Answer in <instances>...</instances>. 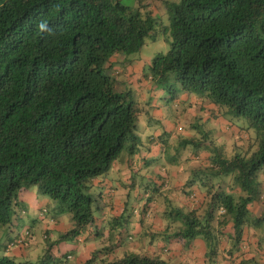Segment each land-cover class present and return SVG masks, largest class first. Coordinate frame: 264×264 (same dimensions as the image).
<instances>
[{
  "label": "trees",
  "instance_id": "16d2710c",
  "mask_svg": "<svg viewBox=\"0 0 264 264\" xmlns=\"http://www.w3.org/2000/svg\"><path fill=\"white\" fill-rule=\"evenodd\" d=\"M159 1L170 17L172 39L169 50L153 58L150 79L173 88L172 77L178 87L170 100L195 94L202 100L195 105L201 103L216 118L225 108V115L245 118L256 135L246 150L234 146L229 159L200 141L198 150L207 154L197 156L204 166L191 171L195 177L183 183L181 192L177 186L169 189L165 172L157 173L155 187L144 188L147 202L139 223L159 218V227L152 228L163 232L165 241L187 246L201 241L204 258L214 264H251L246 252L261 245L248 239L264 228L263 217H250L251 208L264 202V0ZM139 3L133 8L122 0H0V227L8 226L6 236L23 228L29 205L19 196L34 186L57 201L56 214L70 213L72 228L61 239L78 238L95 220L90 190L108 185L99 179L119 164L147 166L136 132L140 108L118 93L116 79L105 70L114 55L138 51L155 30L157 19L152 12L143 16ZM147 142L150 151L155 139ZM134 178L107 193L103 188L98 199L111 204L103 202L96 210L113 211L119 190L125 188L129 196L136 189ZM162 190L168 194L161 197ZM172 203L178 206L167 210ZM128 206L113 218L116 223L133 213L140 216L135 209L129 213ZM56 214L52 221L58 220ZM167 215L177 219L162 225ZM161 226L164 231L157 230ZM22 231L28 233V246L30 230ZM21 232L7 249L18 246ZM43 232L46 250L36 264H71L68 253L56 258L50 235ZM96 232L88 231L90 236ZM149 235L151 240L157 236ZM101 250L81 264H169L163 257L167 251L98 263ZM262 250L257 252L264 258ZM0 264L32 263L3 254Z\"/></svg>",
  "mask_w": 264,
  "mask_h": 264
},
{
  "label": "rangeland",
  "instance_id": "374dc122",
  "mask_svg": "<svg viewBox=\"0 0 264 264\" xmlns=\"http://www.w3.org/2000/svg\"><path fill=\"white\" fill-rule=\"evenodd\" d=\"M139 1L140 0H122L124 4L133 8L140 5ZM142 1L143 3L141 4L144 6L141 8L142 15L144 16L145 14L152 12L153 18L157 19L155 30L152 32L151 37L146 39L143 47L138 51L129 54L120 53L114 55L109 62L112 64L109 65L108 63L105 66V70L112 73L116 79V90L118 93H126L128 96L127 99L134 101L140 108V114L137 120L138 128L136 132L141 137L144 145L141 153L147 154L149 147L147 142L148 139L151 137L155 139V146L150 150V155L146 157L147 166H143V164H139L140 166L137 165L136 168L139 169L140 172L133 174V176H135V178H133L136 179V189H134L132 194L133 196L135 194L136 199L133 198L130 202L124 199V201L129 204L127 211L130 213L135 209L140 215L139 218L142 217V206L147 202V198L144 196L146 194L144 188L149 183L152 189L155 187L153 180L157 173L162 176L165 173L168 175V183L170 184V188H168L172 189L176 187V183L178 182L175 174L181 175L179 181L183 184L186 183V180L188 181L195 177L191 172L193 169H199V167L203 168L204 164L198 159L197 155H199V152L200 155L205 154L206 152L204 149L198 150L200 141H202L201 144L216 147L217 151H222L223 155L229 159L232 156L231 154L233 153L234 146H242L245 148L243 149L244 151L246 150V146L254 143L256 135L254 130L247 129L248 121L245 118H235L230 115H225V108L221 109L222 113L216 118L209 109L206 108L207 110H204L201 103L195 105V101H202L195 94L180 93L177 101L174 102L170 100L171 97H174L173 91H175V89L173 88L178 87L172 77H170L168 84H173V88H167L166 85H156V83L150 79V66L153 58L159 54H165L169 50L171 44V32L170 30L167 31L170 27V17L164 8V3L162 5L161 1ZM165 1L168 3H178L180 0ZM151 2L152 4L150 8L148 7L149 5L146 6L147 3L150 4ZM204 104L212 107L208 101H204ZM192 125L195 126L194 130H192V128L191 130L189 129ZM240 129H243L244 131H240ZM205 132L210 133L209 138L207 139L203 138ZM241 138L244 143L241 141ZM185 140H192L193 143L186 145L184 144ZM194 143L197 147L193 145ZM156 146H158L157 148L159 149L153 150ZM123 155H126L125 150H123L121 158ZM122 167L126 169L125 165ZM160 168H162V172H158ZM124 178L125 177L121 176L120 171L117 172L116 169L113 168L105 178L99 179V181L106 180L108 185L104 187L94 186L89 192L94 198L93 209L95 220L86 230L79 234L78 238L74 237L69 240H66V238L61 239V236L72 228L70 213L64 212L56 214V206L58 205L57 201L51 199L49 196L39 194L37 187H31L28 192L34 194L31 198L34 207L31 205L28 206L27 214L23 215L21 218L23 221V228L18 229V231L21 232L23 229L25 230L26 228H29L31 233L27 249L28 261L32 264H36L38 259L43 257L47 244L44 241L43 229L49 227L47 225V220L49 219V216L53 214H56L57 219L60 220L62 228L60 227L52 232L50 231L51 234L48 243H53L51 252L56 258H62L66 253H69L72 256V259L69 260L71 264H79V257H84L83 259H85L87 254L89 255L87 260L91 257L88 252L82 256L81 253H84L85 251L83 249L84 244L77 243V239L86 237L88 231H97L96 234H93L90 237L92 240L86 243V245L93 247V249H102L99 252V257H97L98 263L103 260H119L124 258L125 255L131 253L145 255L148 251H153L158 248L162 240H164L162 238L164 233L154 230L156 227H159L157 224H155L154 229L152 228L155 221H152L150 218L145 219L144 227L137 231V228L133 226V221L136 220L137 214L133 213L129 220L124 218V221L120 219L116 223L112 216L114 215L112 212L116 210L115 208L109 213L105 209V212H107L106 216L102 214L103 211L101 209L96 210L97 206H102L103 202H105V200L98 199L97 195L100 194V191L104 188L107 193L110 187H116L124 180ZM130 183H132V181L128 182V184ZM178 191L181 192L179 189ZM28 192L24 194H27ZM161 193V197L168 194L166 190H162ZM151 194H153V192ZM137 195H139V197ZM20 196L18 201L24 203L22 201L23 198H20ZM156 198L159 200L161 199L159 196ZM194 198H199L198 193ZM43 199L46 200L45 203L43 202ZM105 203L110 205L111 201L107 199ZM113 203L116 202L114 201ZM176 206H178L176 203H172L171 206H167V210L175 209ZM251 211V219L257 217L264 218V202H262L260 208L256 206L251 208ZM170 219H175V217L167 215L166 219L164 218L161 220L162 225L175 222H172ZM51 223H53V221H51ZM7 227L8 226L0 227V244L7 243ZM162 229L163 231L165 230L163 226H161V230ZM258 232L261 246H264V228L261 227ZM149 233H156L157 236L151 240L152 238ZM248 240H250L253 246L254 243H257L254 240V236ZM163 242L164 245L168 247L167 250L171 251V256L173 257L172 258L169 254L167 256L165 254L163 255L169 264H201L205 259L203 256L200 257V259L198 257L199 260H193V254L198 251L196 250V245H182L183 241L169 243L164 240ZM261 246L260 248H263ZM252 249V252L255 253L256 248ZM178 251L182 253V257L180 258L174 257V253ZM250 253L251 251L246 252V256ZM3 254H6V252L0 249V255ZM256 255L257 260L254 264H260L261 256L258 252ZM205 261H207V264H214L210 262L209 259H205Z\"/></svg>",
  "mask_w": 264,
  "mask_h": 264
},
{
  "label": "crops",
  "instance_id": "0c3cea01",
  "mask_svg": "<svg viewBox=\"0 0 264 264\" xmlns=\"http://www.w3.org/2000/svg\"><path fill=\"white\" fill-rule=\"evenodd\" d=\"M159 148H154L153 150H158ZM149 152L150 151H148L147 152V154H145V153H142L141 154V156H145V157H147L148 155H150L149 154ZM133 164V163H132ZM139 164H143L144 165V162H141V163H139ZM123 165H125L126 166V169L124 168V167H122ZM138 164L136 163V164H134V165H132L131 166V168H130V166H128L126 163H123V164H119V165H117V166H115V169H116V171L117 172H119L120 171V173H121V176L122 177H125L124 178V180L121 182V183H128V182H131L132 181V178H133V174H137L138 172H140L139 171V169H137L136 168V166H137ZM138 166H140V165H138ZM182 174V173H181ZM176 175V177H177V180H178V182L176 183V186H177V190L179 189V190H181V187L182 186H184L183 184H182V182L181 181H179L180 179H181V175L179 174H175ZM120 185V184H119ZM179 185H181V186H179ZM119 192V193H118ZM116 194L117 195H115V199H116V203H114V208L116 209L115 211H113L112 212V214L114 213V215H112L113 217H120V215L123 213V211H124V206L126 205V204H128L127 202H125L124 201V199H126L128 202H130V200H133V198H134V196H133V194H131V195H129L128 196V194H127V192H126V189L124 188V189H121V190H119ZM32 196H34V194L33 193H30V192H28L27 194H23V195H21L20 196V198H23V202H26L28 205H31V206H33V203H32V201H31V198H32ZM117 196V197H116ZM43 202L45 203L46 202V200L45 199H43ZM23 205H24V203H22ZM27 205V206H28ZM183 205H186V204H183ZM34 207V206H33ZM123 207V208H122ZM105 209L108 211V213L110 212L109 211V209H107V208H103L102 209V211H103V215L104 216H106L107 215V212H105ZM53 215H50L49 216V219L47 220V225L49 226V227H45V229H43V231H45L46 232V234H48V235H50L51 234V232L52 231H54V230H56V229H59L60 227H61V223H60V220H54L53 221V223H51V221H50V218L52 217ZM150 219L152 220V221H155L153 224H154V226H155V224H157V222L159 221V218H151L150 217ZM139 216H137L136 215V220L135 221H133V226L134 227H136L137 228V231H138V229H141L142 228V225H143V223H144V221L142 222V224L141 223H139ZM161 223H162V221H161ZM51 224V225H50ZM13 225H18V223H17V220H14V222H13ZM158 225V224H157ZM133 227V228H134ZM62 228V227H61ZM157 228V227H156ZM158 231L159 230H161V228L159 229H157ZM17 231L18 230H12V233L9 235H7L6 236V240H7V243H1L0 244V248L1 249H4L5 251H6V254H7V256H10V257H16L18 260H24V261H28V255H27V249H28V246H26L25 248H20V247H18V246H15V247H9L8 246V249H7V244H8V242L9 241H11L12 240V238H13V236H15L14 234H15V232L17 233ZM51 231V232H50ZM91 236L89 235V233L86 235V237H84V238H82V239H80V241L79 242H77V243H83L84 244V247H83V249L85 250L84 251V253H81V250H80V253H81V255L82 256H84L85 255V253H89L90 255L96 250L95 248L93 249V247H90V246H87L86 245V243H88V242H90L91 240H92V238H90ZM258 239H259V236H255L254 237V240L257 242L258 241ZM200 243H201V246H200ZM3 244V245H2ZM134 245V244H133ZM181 245V244H180ZM195 245H196V247H197V249L196 250H198L196 253H194L193 254V260H195L196 258V256H198L199 257V259H200V257H203L204 256V252H205V250H203V244H202V242L200 241V242H196L195 243ZM194 245V246H195ZM254 245L256 246L257 245V243L255 244L254 243ZM260 245H261V243H260ZM165 245H164V242L162 241L161 242V244H160V246L158 247V248H156L155 250H153V251H148L147 253L148 254H155V253H157V254H155V255H161V252L162 251H164V252H166L167 251V253H165V255L167 256L168 254L171 256V251H169V250H167V248L168 247H164ZM262 247L264 248V246L262 245ZM260 248H259V246H258V248H257V246H256V251H255V253H253L251 250H249V251H251V253L248 255V256H245V258H247V259H249V260H251V263H253L254 264V262L257 260V255H256V252L259 250ZM259 252V251H258ZM262 252H263V254H264V251L262 250ZM261 252V253H262ZM5 254V255H6ZM69 254V253H68ZM164 255V254H163ZM88 254L86 255V257H85V259H83L82 257H79V264H81V263H84V262H86L87 261V258H88ZM69 257V259H71L72 258V256L71 255H69L68 256ZM172 257V256H171ZM174 257H182V253H180L179 251L178 252H175L174 253ZM173 258V257H172ZM195 258V259H194ZM198 259V258H197ZM198 259V260H199ZM241 260V259H240ZM226 262V264H228L229 262L228 261H225ZM228 262V263H227ZM201 264H205V262L203 261ZM225 264V263H224ZM258 264V263H257ZM260 264H264V258L261 256V260H260Z\"/></svg>",
  "mask_w": 264,
  "mask_h": 264
},
{
  "label": "clouds",
  "instance_id": "9594fccd",
  "mask_svg": "<svg viewBox=\"0 0 264 264\" xmlns=\"http://www.w3.org/2000/svg\"><path fill=\"white\" fill-rule=\"evenodd\" d=\"M194 197V196H193ZM16 210V209H15ZM50 221L51 218H50ZM28 236V233H26V231H22L19 235V238L17 239V244H18V247L20 248H25L27 246V244L25 245V242H26V237ZM21 240V242H19ZM80 239H77V242H79Z\"/></svg>",
  "mask_w": 264,
  "mask_h": 264
},
{
  "label": "built area",
  "instance_id": "2783aa9c",
  "mask_svg": "<svg viewBox=\"0 0 264 264\" xmlns=\"http://www.w3.org/2000/svg\"><path fill=\"white\" fill-rule=\"evenodd\" d=\"M19 242H21V240Z\"/></svg>",
  "mask_w": 264,
  "mask_h": 264
}]
</instances>
